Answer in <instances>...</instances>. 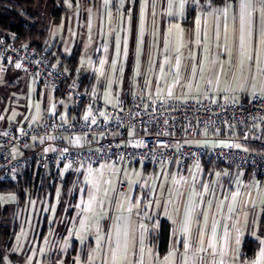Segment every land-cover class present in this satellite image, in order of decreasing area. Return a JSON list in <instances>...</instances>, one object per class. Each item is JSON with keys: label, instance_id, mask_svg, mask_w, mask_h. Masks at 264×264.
I'll return each mask as SVG.
<instances>
[{"label": "rangeland", "instance_id": "rangeland-1", "mask_svg": "<svg viewBox=\"0 0 264 264\" xmlns=\"http://www.w3.org/2000/svg\"><path fill=\"white\" fill-rule=\"evenodd\" d=\"M150 1L158 5L168 4V0ZM202 1L204 3L207 0ZM87 2H92V0H63L65 13L57 22L54 21L52 7L47 1L38 6L37 9L41 13V23L47 28V36L44 40L46 50L59 46H63V50H66L72 40L78 36L77 41L81 45L82 54H84L96 44L100 47L103 41L112 43V37L116 35L123 42V44L121 43V46L123 45V58L116 60L117 66L111 65L112 61L108 64L110 74L108 79L106 78L108 85L103 93L105 101H115V92L123 88V94H126L131 87L145 100H154L155 98L163 100L184 99L193 96L179 93L177 90L170 92L168 90L169 77L162 76L161 78L160 71L163 66L167 67L169 74L174 71V65L180 68V72L188 68L191 59L201 53L202 47L211 45L208 43L212 36L210 32L207 34V39L203 38L197 43L198 40H192L194 30L193 33L192 29L190 31L184 30L189 40H185L180 44V47L175 48V51L170 54L171 59L161 60L163 56L161 50L171 47L174 42H178L180 28L179 30L172 28V33L169 35L170 27L165 31L160 22L156 25L155 31L152 32V37L149 36L151 32L146 37H135V34L134 36L127 35L129 28L126 25L117 29L120 23L118 19H121L122 11H112L110 14L108 12L104 18L107 20L109 32L104 40V36L102 37L99 33L98 26L100 24L101 4L97 5L98 7L86 8L83 5ZM125 2L126 0H122V3ZM187 2L195 3L193 0H187ZM196 2L199 3L197 0ZM173 3H177V0H173ZM239 3L240 0L229 2L228 32L222 38L225 49L223 54L226 53V67L231 66L229 73L225 70L223 74L224 88L226 87L228 92L226 98L239 100L254 95L264 97V73L259 72L256 62L254 60L245 62L244 70L241 71ZM115 17H118V21ZM88 18L90 20H87ZM252 30V48L260 53L259 68H264V52L261 51L262 46L260 44L261 33L264 32V20L261 19L258 4L253 13ZM73 33H75L74 36ZM90 33L93 34L92 40L87 39ZM200 36L203 37L202 32ZM105 46L110 49L108 45ZM125 50L128 53L127 59ZM178 74L179 71L176 72L173 80L177 79ZM102 79L103 77L98 80L101 92H103L100 87ZM215 82V79H209L205 84L206 86L210 85L213 93ZM62 101L65 110L73 103L72 98L57 96L53 89L40 86L28 74L18 69L0 71V130L30 123H40L49 116L54 104ZM193 142L202 145L227 144L224 140L213 139H194ZM145 164L143 161L134 159L126 164L123 169V180L127 182L128 187L126 192L122 194H117L116 188L119 178L116 171L119 167L111 164L108 167L104 166V170L101 172H95L85 177L71 176L68 181H55L56 178H49L50 183H56V198L53 204L50 202V190L48 194H45L43 189L36 187L39 182L37 185L33 182L30 186L23 188V197H20L16 186L0 189V200L3 206L14 208L11 214L12 220L17 223L18 230L21 231L11 249V252L16 253V255L19 253L17 257L23 260L19 258L20 263L17 264H37L40 257L37 234L41 231L43 217L49 215V218L53 219L57 215V207L59 210L62 208L63 216L66 217L68 215L65 214L66 211H70L73 205L76 206L73 211L78 217L83 213V208H78L79 205L75 204L78 198L82 201L86 200L89 204L88 209L85 210L86 213H84L81 226L76 221L75 224H72L70 231H65L66 234L57 231L59 240L57 246L54 247L56 262L69 264V261L73 259L82 261L83 253H85L86 263L103 264L105 261L108 262L116 226L115 219L120 213H127L132 217L131 223L123 230L131 231V250L133 252L130 254V259L142 260L145 258L143 255H146L147 251L149 253L151 249L157 255L158 248L162 247L160 236L163 231L162 218L169 221L172 232H176L180 222L182 199L188 194L191 196L194 192L200 196L209 191L212 185V176L209 173L205 174L201 167H194L192 164H187L185 167L174 164L172 166L169 164L145 166ZM255 177L258 178L254 175V178L247 180L246 189L248 186H253L252 189L257 191L254 188L257 183ZM213 178H216V174L213 175ZM33 181L35 180L33 179ZM261 195L264 197V180ZM65 217L64 221L66 220ZM63 227L61 224L59 225V229H63ZM74 231L75 234H78L75 239L79 242L80 248L77 257L69 259L63 254L72 246ZM20 239H22L21 245L19 244ZM189 241V244H192L193 237H189ZM83 250L84 252H82ZM60 251H63V254ZM48 254V251L45 252L43 261L48 259ZM4 260L8 262L13 259L5 256Z\"/></svg>", "mask_w": 264, "mask_h": 264}, {"label": "built area", "instance_id": "built-area-1", "mask_svg": "<svg viewBox=\"0 0 264 264\" xmlns=\"http://www.w3.org/2000/svg\"><path fill=\"white\" fill-rule=\"evenodd\" d=\"M16 36L0 33V71L18 69L73 103L67 110L63 101L55 103L40 123L0 130V181L85 177L111 164L119 167L116 188L122 194L128 187L123 169L133 159L202 169L218 164L264 178V97L215 99L208 85L202 98L145 100L131 87L107 102L98 86L104 49L92 61L82 60L88 81L80 67L70 73L51 61L48 50L19 45ZM213 131L227 144L193 142Z\"/></svg>", "mask_w": 264, "mask_h": 264}, {"label": "crops", "instance_id": "crops-1", "mask_svg": "<svg viewBox=\"0 0 264 264\" xmlns=\"http://www.w3.org/2000/svg\"><path fill=\"white\" fill-rule=\"evenodd\" d=\"M193 1L195 3L190 4L186 0L183 14L181 15L179 14L180 0H177V3H173L172 7V11L176 15L171 17L167 14L169 11L168 4L158 5L151 3L150 0H126L125 3H122V0H107V2L106 0H92V2H87L83 6L91 8L98 7L97 5L101 4L99 11L100 24L98 26L99 33L102 37L104 36V40L109 33L107 20L104 18H106L108 12L110 14L112 11H122L120 16L122 20L118 19L119 16L117 18L115 17L116 20H120L117 29L120 26L126 25L129 28L127 35L134 36L135 34V37H146L149 32H151L149 36L151 35L152 37V32L155 31L156 25L160 22L162 23L161 27L163 29L165 28V31L173 25H179L182 31L178 32L180 37L178 42H174L171 47L161 50L163 54L161 60L171 59L170 54L175 51V48L180 47V44L185 40H189L187 38L188 35H185V31L192 29L193 33L194 30L193 41H200L203 38L207 39V34L210 32L212 36L208 43L211 45L202 47L201 53L191 59L188 68L180 72V68L174 65V71L169 74L167 67L163 66L160 71L161 78L162 76L169 77L170 84L168 85V90L170 92L177 90L179 93L201 98L205 96L206 87L208 86L205 85L206 81L215 79L216 84L214 93L212 92L213 97L215 99H227L228 92L226 87L224 88L223 74L225 70L229 73L231 66L226 67V53L223 54L225 49L222 38L228 32L230 1H226L223 5H215L210 0L204 3L202 0H197L199 3L196 0ZM142 7L144 18L143 33L141 34L140 14ZM198 18L200 19L199 26L196 23ZM87 20H90V18ZM225 29H227V32H225ZM201 32L203 37L200 36ZM74 35L75 33H73ZM217 36L219 37L218 39ZM87 37L88 40H92L93 34L90 33ZM77 38L78 36H76L75 40H72L66 50H63V46H59L58 48L53 47L54 53L57 55L56 64L60 65L62 62L60 54L56 53V51L60 49L61 55L65 54L69 57L75 45L76 48L80 49V58L77 67H80L82 73L86 75L89 73V66L88 63L82 64V60L92 61L99 54L97 51L102 48L105 53L107 49L105 45H108L110 49H107V54L105 53V72L100 82L103 94L108 85L106 78L108 79L110 74L108 64L112 61L111 65L117 66L116 60L123 58V45L121 46L123 42L115 35L112 37V43L103 41L100 47L96 44L91 50L82 54V48ZM117 44H119V54L117 53ZM175 44L177 46H174ZM125 56L127 59L128 53ZM64 69L70 72L68 67L65 66ZM177 71H179L177 79L173 80ZM115 93H123V88ZM197 139L224 140L227 142L226 139L220 137L218 131L205 133L204 136ZM109 165L107 164L106 167ZM169 165L172 166L173 164ZM174 165L178 166L176 163ZM203 171H205V174L209 173L212 176L211 189L204 192L203 195L197 196L196 192H194L191 196L188 194L182 199L179 216L180 222L176 232H172L169 221L162 218L163 230L167 229L169 238L166 246H162V249L161 247L158 248L157 255L151 249L149 253L147 251V254L143 255L145 258H142V260L130 259V254L133 252L131 250V231L123 230L131 223L132 217L127 213H120L115 219L116 226L110 249V259L108 262H103V264H113L112 251L117 249L118 246L119 258H123L124 264H256L257 261H260L261 251L264 250V197L261 195L264 179L261 180L258 176V178L255 177L257 183L254 188L257 191H254L252 189L253 186H248L246 189L247 180L254 178L255 175L250 171H240L217 164H211L209 170L204 167ZM214 174H216V178H213ZM41 184L42 181L37 186L40 187ZM52 184L50 183V185ZM48 193L49 189L45 194ZM55 198L53 203L55 202ZM75 204L79 205L78 208H83V213L78 215V217H76L73 211L76 208L75 205L71 207L70 211H66L65 214H68L66 217L63 216L62 208L59 210L58 207L56 208V214L58 216L55 215L53 219H50L49 215L43 217L41 231L37 234V241L40 245V257L37 260V264H59L55 261L54 254V247L57 246L59 240L57 238L59 236L57 231L66 234L65 231H70L69 229L72 228V224H75L76 221L81 226L84 220V213H86L89 205L85 199L82 201L79 198L76 199ZM64 217L66 218L65 221ZM46 222L47 228L44 230L43 227ZM60 224L64 226L63 229H59ZM50 231L52 232L50 233ZM20 232L17 230L14 243H16L18 236H20ZM73 234L74 238L71 248L64 254L62 253L63 251H60L61 254L69 257V259L77 257L80 248L79 242L75 239L78 237V234H75V231ZM189 237H193L192 244H189ZM247 240L249 241L248 243ZM21 241L22 239L19 240L20 245ZM185 244H189L190 246L186 249ZM247 244L253 245L250 253L249 249L246 248ZM201 249L204 250L202 251ZM47 251L49 253L47 256L48 259L46 258V261H43V256ZM82 257V261L73 259L69 261V264H89L85 262V253H83ZM20 260L4 261V264H11L12 262L17 264L20 263ZM260 264H264V261H260Z\"/></svg>", "mask_w": 264, "mask_h": 264}, {"label": "trees", "instance_id": "trees-1", "mask_svg": "<svg viewBox=\"0 0 264 264\" xmlns=\"http://www.w3.org/2000/svg\"><path fill=\"white\" fill-rule=\"evenodd\" d=\"M45 1L49 3L52 7V15L54 21L57 22L65 13V8L62 4L63 0H0V33L5 36H10L12 32L16 33L15 42L19 45H28L39 50L46 49L44 45V40L47 36V28H45L41 23V13L37 9L40 4ZM211 3L215 5H223L226 1L235 0H210ZM136 14V12H135ZM51 56V61L56 63L57 55L54 53V49L48 50ZM60 54L62 60L59 65L61 68L68 67L69 71L72 73L78 66L80 58V49L73 47L72 53L69 57L65 54L61 55L60 49L56 51ZM84 79L88 80V75L84 76ZM89 81V80H88ZM63 107H61L62 109ZM149 165V164H145ZM218 165V164H217ZM209 164L205 165L206 169H210ZM251 172V171H250ZM51 177H46L42 180L40 186L44 193L50 190V202L53 203L56 195L55 182L50 185ZM69 178L64 181H68ZM60 179L56 178L55 181ZM38 180L34 183L37 185ZM10 185H9V184ZM33 183V179L27 176L19 177L18 181L2 182L0 181V189L7 188V186H16L20 197L24 196L23 188L28 187ZM49 185V186H48ZM51 186V187H50ZM38 188V186H37ZM13 207L3 206L0 200V264H4L5 256L11 257L13 260H18L16 253L11 252L13 244L17 236L18 225L12 220ZM44 230L47 228V222L44 224ZM162 246H166L168 243L169 234L167 229L163 230L160 234ZM251 241V240H250ZM249 241L247 240V243ZM253 245L247 244L246 248L249 249V253ZM162 249V247H161Z\"/></svg>", "mask_w": 264, "mask_h": 264}, {"label": "snow or ice", "instance_id": "snow-or-ice-1", "mask_svg": "<svg viewBox=\"0 0 264 264\" xmlns=\"http://www.w3.org/2000/svg\"><path fill=\"white\" fill-rule=\"evenodd\" d=\"M107 2V0H106ZM186 0H180L179 9L180 13L183 14V9L185 6ZM259 5L261 19L264 20V0H240L239 3V56H240V67L241 71L244 70L245 62L247 61H255L259 72L264 73V68H259V62L261 59L260 53H257L252 48V38H253V30H252V21H253V13L256 11V6ZM173 7V0H168V15L174 16L176 13L172 11ZM143 18H144V11L143 7L140 14V30L141 34L143 33ZM197 25L200 24V19L198 18L196 21ZM172 28H176L179 30V25H173L169 28V34L172 33ZM182 31V30H181ZM227 32V29H225ZM219 37L217 36V39ZM199 43V40L197 41ZM260 44L262 46L261 51L264 52V32L261 33V40ZM117 53L119 54V44H117ZM125 54L126 50H125ZM115 66V65H113ZM17 68L20 67L19 64L16 65ZM251 70V69H249ZM190 245L185 244V248L187 249ZM202 251L204 249H201ZM113 257V264H124L123 258H119V246L117 249L112 251ZM260 261H264V250L261 251ZM260 261H257L256 264H260Z\"/></svg>", "mask_w": 264, "mask_h": 264}]
</instances>
